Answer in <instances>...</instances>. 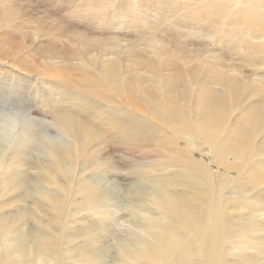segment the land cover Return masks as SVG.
Masks as SVG:
<instances>
[{
    "label": "bare ground",
    "instance_id": "bare-ground-1",
    "mask_svg": "<svg viewBox=\"0 0 264 264\" xmlns=\"http://www.w3.org/2000/svg\"><path fill=\"white\" fill-rule=\"evenodd\" d=\"M17 1L0 0V65L10 59L19 65L12 70L20 89L34 73L31 54L40 42L70 29L38 24L22 42L20 28L33 20L16 13ZM56 1L71 5L70 17L85 13L83 26L92 28L69 33L77 47L73 64L63 52L39 56L47 62L37 76L46 79L40 84L37 78L35 103L50 124L35 123L36 113L22 104L18 90L14 105L0 101V198L16 193L31 205L13 220L0 216V264H258L247 250H264V236L255 234L264 232V91L253 80L229 75H217L219 89L208 88L207 64L169 63L163 57L171 51L155 36L173 31L176 40L187 35L206 42L202 32L212 31L234 37L243 59L264 63V0ZM145 26L152 38L137 40V49L133 42L136 53L127 57L134 59L124 62L130 42L123 35L147 32ZM170 69L173 75L161 74ZM113 143L121 156L142 157L153 148L174 171L153 178L144 177L153 172L149 166L137 171L130 191L112 205L122 210L109 213L114 222L129 215L131 227L122 232L126 240L106 243L107 252L117 254L106 262L105 245L87 240L82 247L65 240L63 231L75 193L105 217L100 207L106 200L81 174L107 166L97 158L113 155ZM27 166L34 176L26 174ZM26 220L37 229H24Z\"/></svg>",
    "mask_w": 264,
    "mask_h": 264
},
{
    "label": "rangeland",
    "instance_id": "rangeland-1",
    "mask_svg": "<svg viewBox=\"0 0 264 264\" xmlns=\"http://www.w3.org/2000/svg\"><path fill=\"white\" fill-rule=\"evenodd\" d=\"M46 2L47 1L45 0H20L15 2L16 11H18L16 13L20 14L19 12H21V14L27 15L33 20L32 25L29 24L25 26V24L23 23L24 25L20 28L21 36L23 34L29 37L30 33H32L31 30L33 28H36L38 24H41L45 27H50L53 30L61 26L62 28L61 27L60 28L62 30L70 29L69 33L75 29H78L82 33H88V31H90L89 29L92 28V27L87 28L83 26V24L86 22L84 20V17L86 15L85 13L83 14L76 13L74 16L71 17L69 15H66L67 14L66 10L71 5L67 4L68 7L66 8L64 4L60 5V3L56 0H50L49 2L47 3ZM54 21L59 22L61 25L56 24ZM183 25L187 27L186 20H184ZM184 26H180V27L183 28ZM204 27H209V26L204 25ZM145 28L144 29L147 30V32L143 31L142 34L123 35L122 38L125 41L130 42L128 46L129 50L126 51L125 54L123 55L126 56L124 62H126L128 58L134 59V57L132 56L127 57L131 53H136L134 51H131L134 49L133 42H136L137 40L141 43L147 42L148 39L152 38V35L148 32L151 30L146 26ZM93 29L96 31L101 30V26L95 25ZM69 33L66 35L53 34L50 36V39H44V41L42 40L40 42L39 48L36 50V52L31 54L32 60L34 61V63L37 64V65H32V67L34 68V73L27 74L28 78L21 83L20 89L17 88L18 85H16V80L14 77L15 73H13L14 71L12 70L13 67H19V65H17L11 59L9 60L10 63L4 64L9 69L3 65L2 66L0 65V71H1L0 101L2 100L3 97V101H2L3 104L7 106H10L11 104L14 105L12 103L14 101L13 97L15 96L14 94H16L15 92L18 90L17 91L18 96H20V94L21 96H23L22 104L25 105L27 104L26 106H31V109L36 113L35 123L38 124V121L40 123L42 121L45 124L51 123L52 118L46 115L43 110L40 111V108H38V106H36L35 103V99L39 94V90H38L39 81L37 80V78L40 80V84L46 79L42 77L41 79L39 78V76H42L43 74L37 76V73H42V71L44 70V67L39 64L47 62V61L43 62L42 58H40L39 56L51 58L54 57L55 55L61 54V53L60 54L57 53L63 52V54L61 55H67V57L69 56L68 59L69 64H73L74 61L71 59L70 56L73 53V50H76L77 47L76 45H74V43H72L71 35ZM98 36L101 37L100 35ZM107 37H111V36L104 35L101 38L107 39ZM215 37H218L219 40L215 41L214 42L215 44L211 46L207 45L210 44L212 39ZM202 38H204L206 42L204 41L199 42L197 38H190L189 36L187 37V35L181 36L176 40L173 31L172 32L164 31L160 34H156L155 36V39L165 42L166 45L165 49L167 48L169 51H171V54L165 55L163 57V59H165L169 63L181 64V67H191L193 65L195 66L201 65L202 63L207 64V66L211 68V72H209L206 76L208 88L219 89L220 80L217 75H223L226 77L227 75H229L235 78H239V79L241 78L244 81L253 80L256 86L260 87L261 90L264 91V63L258 62L256 60L257 57L254 58V60L243 59L242 50L237 49V47L236 48L233 47V43L235 41L234 37L228 35L220 37L212 31H203ZM21 41L22 42L24 41L23 36ZM191 41L193 42L191 43ZM125 44L126 43H122V45ZM136 44L137 46L135 47L137 49L139 48L138 47L139 44L137 42L135 43V45ZM183 46H185L184 48L185 52L181 50ZM231 47L234 50H231L230 49ZM140 50L141 52L146 50V46H144ZM144 56H150V55H144ZM50 62L47 63V66L50 70H53L52 62L51 63ZM56 63L59 64L58 61H55V64ZM61 68H65V67H61ZM171 69L166 71L164 70L161 72V74L173 75L175 72L171 71ZM70 70H71V66H70ZM50 82L51 81L49 80V83ZM2 84L6 86H3ZM11 85L12 86L14 85L15 87L13 91L8 90V86L10 87ZM8 97L11 99H9ZM24 98L28 102L29 101L30 102L27 103V101ZM150 111H152V109ZM144 112L148 113L145 110ZM151 116L158 117L157 113H153ZM35 129H37V125L33 124L32 130ZM48 130L50 129L48 128ZM111 145H113L112 150L115 154L113 153V155H106V154L104 155L103 153H101L99 155V158H97V160L98 162L104 163V165L107 163V166L109 167L113 166L114 167L113 170L110 169L105 170V168L107 167L105 166L101 170H97V171L87 170L81 174L83 177H86L84 181L87 183L89 182L90 185L98 191L99 196L102 197L101 199H103L104 201L106 200V203H104V205L100 207L101 210L106 211L105 217L96 215L94 214V211H92L89 208H86L85 205L83 204L82 194L77 195V193H75L71 195L73 204L72 206H69L70 213H68L67 214L68 217L64 219V231H63L65 240H78V242H80L78 243L79 246H82L83 243H85L87 240H96L95 247H98L101 244L105 245V249L103 250L101 256L105 257L103 258V260L106 262H109L112 258L117 256V254L114 253L115 252L114 248L110 249V251L107 252L106 243L111 242L113 240H126L127 238L125 237V234L122 232L125 231L127 228L131 227V223L129 222L130 217H128L129 215H124V218L121 221L114 222L113 220L116 216L110 215L109 213L115 212L120 209L122 210L121 207L120 208L117 206L112 207V205L115 204L117 200H123L126 194L130 191L128 188V184L134 182L135 179L138 178L137 171L143 170L148 166L151 167L153 172L149 175H145L144 177L146 178L148 177L153 178L155 176L172 173L174 171V168L169 169L165 167L166 165L164 161L157 160L158 155L157 154L155 155L153 148H149V152H150L149 155H144L142 157L139 154H129L126 156H121L118 155L117 153L118 150L114 148V145L115 146L118 145L113 143V144H109V147ZM24 168L27 169L26 174L29 176H34V174L36 173V170L30 168V166ZM115 175L116 178L114 177ZM117 175L119 176V178H117ZM0 201L5 202V207L1 209L0 216L11 220L15 219V217L18 216L21 212L25 210L28 211L31 207V205L29 204L30 201L26 197L23 196L20 197L16 193H9V194L5 193V195L2 198H0ZM39 215L40 218L44 219L42 214ZM25 218H29V217H25ZM21 225L23 226L24 229H28L31 231H35L37 229L34 228L35 225L32 226L27 220L21 222ZM255 234L256 237L260 235L264 236V232L263 233L260 232L258 234L255 233ZM82 247H84V245ZM258 250L259 249L253 248L247 250V253L250 252L249 254L254 256L256 260L258 258L257 260L258 264L261 263L264 264L263 263L264 250L263 251L259 250V252ZM259 253L261 255H259ZM86 264H90V263H86Z\"/></svg>",
    "mask_w": 264,
    "mask_h": 264
}]
</instances>
